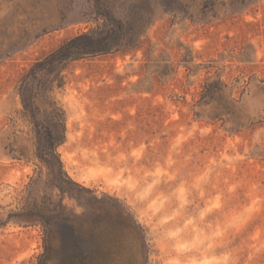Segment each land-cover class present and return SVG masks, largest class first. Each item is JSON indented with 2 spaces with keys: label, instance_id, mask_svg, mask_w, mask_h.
<instances>
[{
  "label": "rangeland",
  "instance_id": "rangeland-1",
  "mask_svg": "<svg viewBox=\"0 0 264 264\" xmlns=\"http://www.w3.org/2000/svg\"><path fill=\"white\" fill-rule=\"evenodd\" d=\"M97 1L0 0V264L39 263L45 232L18 215L27 202L106 229L118 252L124 207L150 264H264V0H104L125 26L120 51L45 70L98 26ZM219 78L237 103L212 120L218 102L198 101ZM54 100L65 171L91 193L36 165Z\"/></svg>",
  "mask_w": 264,
  "mask_h": 264
},
{
  "label": "trees",
  "instance_id": "trees-1",
  "mask_svg": "<svg viewBox=\"0 0 264 264\" xmlns=\"http://www.w3.org/2000/svg\"><path fill=\"white\" fill-rule=\"evenodd\" d=\"M95 12L99 24L91 32L76 36L64 42L55 52L49 55L44 62L47 71H58L69 63L83 60L97 55H106L120 51L126 37L123 22L116 18L110 11L104 0H98ZM228 85L221 79L207 80L201 86L200 107H214L213 113L208 115L212 120H219L229 110L235 107L237 101H228L226 93ZM25 110L28 105L25 102V90L22 91ZM224 101V103H221ZM38 111V107H35ZM50 119L54 131H48L45 136L40 134L37 152L34 156L38 160L37 166L48 167L53 171L55 178L54 187L70 192L71 186L78 187L79 192L91 193L80 184L75 183L65 171L58 146L65 139V112L54 100L50 103ZM17 160H27L24 153H20ZM27 208L18 213L28 220H36L44 227V251L38 264H150L151 250L145 231L131 213L122 206L114 208L118 220L124 225L130 248L125 251H115L109 246L110 242L117 240L115 236L102 227L93 224L78 226L73 220L58 215L57 211H50L48 207L36 203H28ZM64 225L60 231H56L55 219H60ZM120 241V240H119Z\"/></svg>",
  "mask_w": 264,
  "mask_h": 264
}]
</instances>
